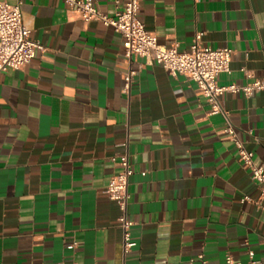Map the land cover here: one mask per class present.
<instances>
[{
    "label": "crops",
    "instance_id": "crops-1",
    "mask_svg": "<svg viewBox=\"0 0 264 264\" xmlns=\"http://www.w3.org/2000/svg\"><path fill=\"white\" fill-rule=\"evenodd\" d=\"M138 1L160 44L187 50L202 31L233 50L218 84L264 80V0ZM93 2L114 16L125 0ZM22 16L46 49L0 72V264H251L250 251L264 264V197L197 84L153 64L124 92L123 73L143 59L123 55L113 27L84 23L65 0H24ZM219 99L264 166V90ZM123 155L128 252L106 192Z\"/></svg>",
    "mask_w": 264,
    "mask_h": 264
},
{
    "label": "built area",
    "instance_id": "built-area-1",
    "mask_svg": "<svg viewBox=\"0 0 264 264\" xmlns=\"http://www.w3.org/2000/svg\"><path fill=\"white\" fill-rule=\"evenodd\" d=\"M69 12L75 13L84 23L97 20L105 26H111L123 38V55L132 60L142 58L138 68L130 67L123 73V91L130 89L137 71L145 65H161L171 76H184L193 81L203 93L212 113H221L226 120L225 133L237 149L238 160L250 170L252 179L259 185L261 198L264 197V166L257 165L254 153L248 150L244 141L229 120L228 113L222 109L220 96L224 93H242L251 97L255 92L264 90V80L255 79L246 85H220L217 76L230 71L233 50L229 47H212L203 41V32L197 31L190 47L180 51L177 44H160L155 33L148 31L139 19V1L125 0L122 8H118L114 16H109L95 6L93 0H65ZM24 0H13L12 3L0 2V72L19 70L29 64L36 51H44L46 47L37 40L30 38L31 31L24 25L22 7ZM121 169L112 176L106 186L110 199L118 203L120 216L119 226L123 232L124 251L128 252L136 246L131 228L134 222L129 218V179L133 173L129 158L123 155L119 158ZM243 201L254 202L261 206V200L253 201L245 195ZM250 263L253 251L249 252ZM202 257V256H201ZM59 264H65L59 262ZM68 264H77L72 261ZM225 264H244L228 255Z\"/></svg>",
    "mask_w": 264,
    "mask_h": 264
}]
</instances>
